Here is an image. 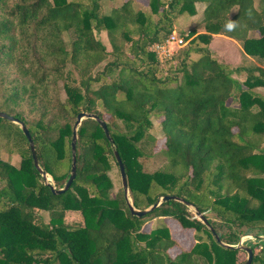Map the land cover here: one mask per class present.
<instances>
[{
    "label": "trees",
    "instance_id": "trees-1",
    "mask_svg": "<svg viewBox=\"0 0 264 264\" xmlns=\"http://www.w3.org/2000/svg\"><path fill=\"white\" fill-rule=\"evenodd\" d=\"M112 1L0 0V110L25 123L53 185L62 187L69 175L78 112L97 114L112 139L96 120L83 119L76 175L54 193L17 124L0 118V150L8 155H0V264L244 263L239 248L217 242L182 202L166 200L132 215L110 176L117 166L113 148L135 208L178 196L237 225L232 239V231L205 215L221 241L238 244L253 234L246 244L251 264H264V93L257 89L264 88V0H144L138 8L135 0ZM197 4L201 30L184 34L188 43L159 62L151 45L174 30L176 17L195 15ZM214 35L238 42L255 60L239 67L241 79L210 54ZM71 67L75 79L66 77ZM154 154L163 163L147 168L143 160ZM68 211L79 217L67 220ZM168 216L204 229L207 238L172 253L176 241L166 224L142 229L147 220Z\"/></svg>",
    "mask_w": 264,
    "mask_h": 264
},
{
    "label": "rangeland",
    "instance_id": "rangeland-1",
    "mask_svg": "<svg viewBox=\"0 0 264 264\" xmlns=\"http://www.w3.org/2000/svg\"><path fill=\"white\" fill-rule=\"evenodd\" d=\"M255 4H259V0H254ZM122 0H113L111 3L112 4H120ZM144 0H135L134 5L136 8L143 6ZM197 12L195 15L189 16L186 14H181L180 16L176 17L174 19V31L182 37H184V34L188 33L190 30L193 31H200L202 27L201 23V11H202V5L197 4ZM96 36L101 40L102 37L99 32H95ZM252 35H255V32H251ZM69 37V33H65L63 35L64 39H67ZM190 38H184V44L181 46H172V53H175L180 47H184ZM208 50L210 54L215 57L218 61H221L223 63H226L230 72L231 76L236 78V79H241L243 77L242 72L239 70L241 66L245 65V63H251L252 61L255 62L254 59L249 58L244 55L243 50L241 49V46L238 42L227 38L225 36L221 35H214L212 40L210 41L208 45ZM192 57H196L197 54L192 52L190 53ZM165 59V58H164ZM162 59V61H159L161 63L166 62L167 60ZM261 64L264 65V60L261 61ZM241 72V73H240ZM67 79H75L77 77V70L74 67L68 68L67 69V74H66ZM63 96V94H62ZM152 133L153 135L157 138L160 139L162 137V131L160 129V124L157 121H153V128H152ZM160 144L159 141L154 145L153 152L157 150L158 145ZM160 146V145H159ZM0 155L3 158H7L8 155L6 152H4L2 149L0 150ZM10 160L13 164L18 165L19 163V157L16 154L10 155ZM144 165L147 168H158L161 167V164L163 163V159L161 156L154 154L153 156L146 158L143 160ZM110 176L112 177V180L114 182V189H117L118 187L122 188L121 185V179H120V174L118 171L117 166H113L112 170L110 171ZM51 179L47 180L49 182L53 183L52 177ZM189 210V217H192L190 214H193V209L188 208ZM43 216L46 218L45 212H41ZM205 215L211 219H218L214 217V214L211 211H205ZM79 217L78 212L75 211H68L66 213V219L71 220V219H77ZM216 221H219L216 220ZM222 224V229L223 231H232V239L234 238L236 232L238 231L237 225L234 223L226 222V221H219ZM166 224L170 230L171 236L174 238L176 241L175 247L172 249V253H175L180 250L188 249L189 247L192 246V244L200 239H206L207 238V233L205 232L204 229H200L194 226H189V225H184L180 223L179 220L172 216H168L165 218H152L150 220H147L142 229L144 231H148L152 227H154L156 224ZM241 228H244L242 226ZM264 237H261L263 239ZM241 240L245 242L243 245L240 246H250L246 245L248 242L247 241H255L253 234H246L242 236ZM246 252L243 249H239L238 252V261H245L246 259Z\"/></svg>",
    "mask_w": 264,
    "mask_h": 264
},
{
    "label": "water",
    "instance_id": "water-1",
    "mask_svg": "<svg viewBox=\"0 0 264 264\" xmlns=\"http://www.w3.org/2000/svg\"><path fill=\"white\" fill-rule=\"evenodd\" d=\"M0 118L8 120V121H11V122L17 124L18 128L21 130L22 134L24 135V137L28 141V145H29V148H30L31 157H32L33 165H34L35 169L38 171V173L43 178L44 184L48 185L50 187V189L52 190V192H54V193H59V192H62L64 190H66L69 187L70 183L72 182V180L74 179V177L76 175L77 129H78V127H79V125H80V123H81V121L83 119L92 118V119L96 120L99 123L100 127L102 128L106 138L110 142L112 141V139H111V137L109 135V131H108V128L106 126L105 121L100 119L97 114L86 112V111L78 112L77 115H76V118H75V120L73 122V127H72L71 142H70L71 163H70L69 175H68L65 183L63 184V186L60 187V188H56L53 185L52 182H49V181H47L44 178V170L42 169V167L38 163V159H37V155H36L33 139L31 137V134H30L27 126L25 125V123L22 120H20L19 118L15 117L14 115H12V114H10L8 112L2 111V110H0ZM113 156H114L115 162L117 163L118 171H119V174H120L123 194H124V197H125V199L127 201L130 213L132 215L143 216L148 211L156 208L157 206H159L162 202H164L166 200H176V201L182 202V203L186 204L187 206H189V207H191L193 209L194 217L197 218L198 220H200L209 229V231L212 233L213 237L215 238V240L217 242L221 243L225 247L243 249L246 252V254H247L246 255V259H245L243 264H251L252 256H253V249L250 246H240L237 243L236 244H230V243H226V242L221 241L219 236L215 232L214 228L208 222L205 214L203 212H201L198 208L194 207L191 203L186 202L185 200H183L182 198H180L178 196H175V195H162V196L159 197V199L156 202L152 203L147 208H144V209L135 208L132 205L131 199L129 197V189H128V184H127V178H126L124 164H123V162H122V160H121V158H120V156L118 154V151L115 148H113Z\"/></svg>",
    "mask_w": 264,
    "mask_h": 264
},
{
    "label": "built area",
    "instance_id": "built-area-1",
    "mask_svg": "<svg viewBox=\"0 0 264 264\" xmlns=\"http://www.w3.org/2000/svg\"><path fill=\"white\" fill-rule=\"evenodd\" d=\"M184 37L178 35L176 31L170 32L164 40L155 42L150 49L155 53L158 61L167 60L172 56V46H181L184 44Z\"/></svg>",
    "mask_w": 264,
    "mask_h": 264
},
{
    "label": "clouds",
    "instance_id": "clouds-1",
    "mask_svg": "<svg viewBox=\"0 0 264 264\" xmlns=\"http://www.w3.org/2000/svg\"><path fill=\"white\" fill-rule=\"evenodd\" d=\"M235 27H236V24L234 22H231V21L226 25V28L229 31L234 30Z\"/></svg>",
    "mask_w": 264,
    "mask_h": 264
},
{
    "label": "bare ground",
    "instance_id": "bare-ground-1",
    "mask_svg": "<svg viewBox=\"0 0 264 264\" xmlns=\"http://www.w3.org/2000/svg\"><path fill=\"white\" fill-rule=\"evenodd\" d=\"M44 178L45 179H49L48 178V176H47V174L44 172ZM261 237H264V235L263 236H261ZM243 241L242 240H240V242L238 243V245H243V243H242Z\"/></svg>",
    "mask_w": 264,
    "mask_h": 264
},
{
    "label": "crops",
    "instance_id": "crops-1",
    "mask_svg": "<svg viewBox=\"0 0 264 264\" xmlns=\"http://www.w3.org/2000/svg\"><path fill=\"white\" fill-rule=\"evenodd\" d=\"M258 90L262 91L264 93V88H257Z\"/></svg>",
    "mask_w": 264,
    "mask_h": 264
}]
</instances>
